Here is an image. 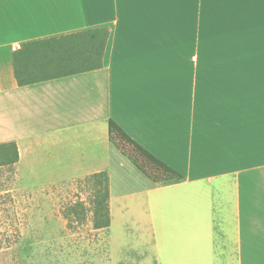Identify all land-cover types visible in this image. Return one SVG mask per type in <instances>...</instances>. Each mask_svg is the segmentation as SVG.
Here are the masks:
<instances>
[{"label":"crops","instance_id":"obj_1","mask_svg":"<svg viewBox=\"0 0 264 264\" xmlns=\"http://www.w3.org/2000/svg\"><path fill=\"white\" fill-rule=\"evenodd\" d=\"M256 6L264 0H0V143L16 144L18 187L107 171L109 261L120 241L143 264H264ZM102 25L114 26L107 66L18 84L16 46ZM111 121L182 179L154 184L110 144Z\"/></svg>","mask_w":264,"mask_h":264},{"label":"rangeland","instance_id":"obj_2","mask_svg":"<svg viewBox=\"0 0 264 264\" xmlns=\"http://www.w3.org/2000/svg\"><path fill=\"white\" fill-rule=\"evenodd\" d=\"M256 7L264 20V6ZM244 8L252 18L253 6ZM90 197L80 179L30 190L0 167V264H143L141 250L125 251L120 241L109 261L107 232L93 227L91 212L85 220L66 219L68 206L84 200L89 207Z\"/></svg>","mask_w":264,"mask_h":264},{"label":"trees","instance_id":"obj_3","mask_svg":"<svg viewBox=\"0 0 264 264\" xmlns=\"http://www.w3.org/2000/svg\"><path fill=\"white\" fill-rule=\"evenodd\" d=\"M114 26L102 25L67 34L37 39L16 46L13 54L14 74L19 85L44 81L107 66ZM110 144L127 158L154 184L182 179L176 170L137 144L115 122L109 123ZM14 142L0 143V167L13 172L18 160ZM91 197L89 207L84 200L68 206L66 219L85 220L92 213L95 229L110 225L109 175L97 172L81 178Z\"/></svg>","mask_w":264,"mask_h":264}]
</instances>
